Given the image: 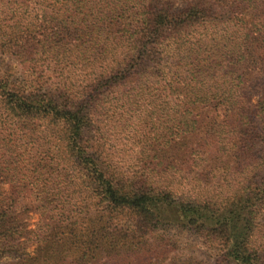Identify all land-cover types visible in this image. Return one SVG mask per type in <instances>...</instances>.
Wrapping results in <instances>:
<instances>
[{
  "label": "trees",
  "instance_id": "trees-1",
  "mask_svg": "<svg viewBox=\"0 0 264 264\" xmlns=\"http://www.w3.org/2000/svg\"><path fill=\"white\" fill-rule=\"evenodd\" d=\"M260 71L264 0H0V264H264Z\"/></svg>",
  "mask_w": 264,
  "mask_h": 264
},
{
  "label": "rangeland",
  "instance_id": "rangeland-1",
  "mask_svg": "<svg viewBox=\"0 0 264 264\" xmlns=\"http://www.w3.org/2000/svg\"><path fill=\"white\" fill-rule=\"evenodd\" d=\"M4 63H8L5 61ZM12 65V64H11ZM245 89L249 92L250 103L254 104L262 95L264 91V71H260L258 74H253L249 76V79L246 83ZM122 147L121 153L127 155L128 145H125V140H121ZM119 147V148H120ZM182 186L184 187L186 184H193L192 178L186 177L181 181ZM188 187L185 188H189ZM6 189V188H5ZM22 197H19V208L17 210L20 213V219L24 224H28L27 229L36 230L37 225L39 224V211L36 209V204L32 203L31 197H26L24 200H20ZM179 239V248L183 255L192 256L197 259L209 260L213 261L214 252L209 249L205 244H203L202 240L196 235L190 232H181L177 235ZM26 247V246H25ZM26 253H32L33 246L28 243L27 248L24 250ZM15 259L14 257L4 258L0 262H7L9 260Z\"/></svg>",
  "mask_w": 264,
  "mask_h": 264
}]
</instances>
